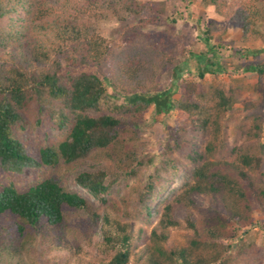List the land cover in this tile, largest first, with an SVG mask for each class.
<instances>
[{"label": "trees", "instance_id": "1", "mask_svg": "<svg viewBox=\"0 0 264 264\" xmlns=\"http://www.w3.org/2000/svg\"><path fill=\"white\" fill-rule=\"evenodd\" d=\"M259 1L201 0L238 23L245 40L259 33ZM58 2L0 0V264H24L22 254L38 237L54 248L73 241L84 226L79 213L89 212L95 201L111 203L116 214L92 212L103 222V239L90 264H130V218L142 222L139 234L153 226L137 254L141 264H250L254 242L245 237L247 230L239 232L253 223L254 204L264 209V64L244 67L258 73L259 98L239 111L232 105V84L204 82L208 74L229 70L220 61L224 44L212 42L211 27L201 36L200 51H190L175 67L181 79L176 91L159 82L167 61L151 60L164 54L161 49L154 53L132 41L139 35L136 26H124L121 40L100 32L109 17L126 22L140 15V27L159 23L168 0ZM118 93L130 96L119 101ZM152 107L157 122L176 110L185 116L170 127L156 154L143 150L140 133ZM46 126L39 140L35 133ZM89 159L94 164L73 173L76 188L67 172L39 171L25 186L8 176ZM123 183L129 191L120 196L121 206L110 195L119 194ZM200 196L209 203L198 202ZM121 210L125 216L117 214ZM174 228L185 230L183 242L171 239ZM234 236L238 243L230 252L227 240Z\"/></svg>", "mask_w": 264, "mask_h": 264}, {"label": "rangeland", "instance_id": "2", "mask_svg": "<svg viewBox=\"0 0 264 264\" xmlns=\"http://www.w3.org/2000/svg\"><path fill=\"white\" fill-rule=\"evenodd\" d=\"M50 5L57 7L59 5L58 0H47ZM146 2H156L163 0H142ZM167 1V0H165ZM251 2V1H249ZM253 2V1H252ZM256 5L263 10L264 13V0L259 1ZM162 7V6H161ZM164 18L159 23L148 24L144 27H140L139 19L140 15H132L126 22H119L116 17H109L104 23L100 24V32L109 39L121 40L123 37L124 26H136L139 31V35H132V41H137L140 45H149L153 47L150 50H160L164 54L156 53L155 58H152L155 63L164 64L167 61L165 67L159 76V82L164 88L171 87L175 89L181 83L180 78H176L173 74L175 67H181L182 60L187 54L192 52H199L203 47V40L201 36L207 28L214 30V37L212 42L214 44L223 43L224 46L219 50L220 61L229 69L226 72L219 73L217 76H210L209 74L204 79L205 83H216L219 80L226 82L227 86L233 85V107L242 111L245 102L249 100H257L259 98L256 92V85L259 80L258 73L256 71H246L244 67L250 64H264V14L262 18L257 22L256 29L258 34L249 40L243 38V29L236 22H227L223 16L214 11L212 7H208L201 2V0H168L167 4L163 6ZM258 8V9H259ZM172 18L176 19L174 23ZM49 18H46L48 20ZM128 35L126 39L131 40ZM112 41V40H110ZM159 42V49H156L155 44ZM261 50L257 56L252 55L249 52L247 56L233 55L235 50ZM151 51V52H153ZM146 53V52H145ZM150 55L148 51L144 58ZM166 59H163L162 56ZM148 65V64H147ZM181 73L186 76L187 69H181ZM107 93L113 95L111 87L107 86ZM180 93H174L173 97H179ZM115 96L119 101H125L130 95L125 93H118ZM261 105V102H260ZM264 108V105L262 106ZM155 109L152 107L146 114L147 121L140 128L141 141L143 150L156 154L167 140L170 127L176 126L178 122L184 119V113L176 110L170 115L163 118V120L157 122L154 121ZM232 125L229 127V136L232 135ZM48 127H39L35 133V136L39 140L45 139L46 131ZM264 132V131H263ZM264 139V133L262 136ZM242 142L241 140H238ZM101 156V155H100ZM181 157V156H180ZM101 158V157H100ZM99 160V158H98ZM94 164L93 159H89L87 162H79L78 164L67 165L61 164L59 167H42L41 169H27L23 175H8L9 178H14L15 182L25 186L30 182L31 178L39 176L41 172L45 174L53 175L55 173L63 174L67 172L68 182L72 188H76L77 185L74 182V172L80 168H86L87 166ZM78 169V170H77ZM264 169V166H263ZM40 171V172H39ZM179 180L175 181V185L179 184ZM138 184V181H131L132 185ZM119 194L117 192L110 195V201L117 202L123 206L120 201V196H127L129 191L128 185L125 183L117 186ZM93 202V201H92ZM198 202L209 203V199L206 196H200ZM124 208V207H123ZM132 210V208L130 209ZM93 211H97L101 214L111 213L115 215L114 208L111 203L103 204L95 201L90 206V211L78 212V217L81 219V224L84 225L79 234L72 241L68 238L66 244H56V248L52 247L50 242L42 241V238L38 237V244L35 246L27 247L24 251V264H72L81 262L82 264H90L93 262V257L98 255L100 243L102 242V220L95 218L92 215ZM125 212V211H124ZM77 213V214H78ZM76 214V211H75ZM118 215H124L123 210L117 212ZM253 223L248 227L240 230L239 235H242V231L247 230L245 237L248 241L254 242L256 253L253 254L250 259V264H264V209L259 205L254 204L253 209ZM69 220V219H68ZM129 222H133V247L134 253L131 255L130 264H141L142 261L138 259V253L142 249L144 242H146V236L151 233L153 226H144L142 232L139 234V228H141L142 222H138L135 218L129 219ZM185 230L182 228H174L172 230V240L176 242H183V234ZM139 234V235H138ZM229 243V251H235V245L238 243V236L227 240ZM77 243V245H75ZM72 247V249H71ZM16 253V252H15ZM19 253V252H18ZM22 253V252H21ZM145 259V258H144Z\"/></svg>", "mask_w": 264, "mask_h": 264}]
</instances>
